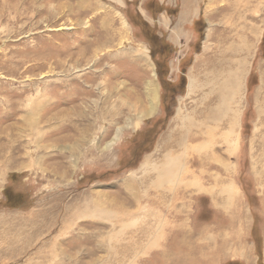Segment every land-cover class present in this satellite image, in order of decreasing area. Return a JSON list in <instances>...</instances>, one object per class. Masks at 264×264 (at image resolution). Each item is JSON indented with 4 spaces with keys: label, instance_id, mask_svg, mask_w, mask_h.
<instances>
[{
    "label": "rangeland",
    "instance_id": "obj_1",
    "mask_svg": "<svg viewBox=\"0 0 264 264\" xmlns=\"http://www.w3.org/2000/svg\"><path fill=\"white\" fill-rule=\"evenodd\" d=\"M0 264H264V0H0Z\"/></svg>",
    "mask_w": 264,
    "mask_h": 264
},
{
    "label": "bare ground",
    "instance_id": "obj_2",
    "mask_svg": "<svg viewBox=\"0 0 264 264\" xmlns=\"http://www.w3.org/2000/svg\"><path fill=\"white\" fill-rule=\"evenodd\" d=\"M221 47V46H220ZM239 65V64H238ZM226 69V68H225ZM233 70V69H232ZM230 71V70H229ZM228 72V71H227ZM210 73V72H209ZM222 73V72H221ZM224 73V72H223ZM230 73V72H229ZM219 75H220V72H219ZM238 75V74H237ZM223 76V75H222ZM230 76V75H229ZM225 77V76H224ZM233 77L235 78V77H237L236 75H233ZM232 78V77H231ZM208 79V78H207ZM226 79V78H225ZM231 80V79H230ZM229 80V81H230ZM235 80V79H234ZM205 81V80H204ZM227 82V81H226ZM235 82V81H234ZM204 83V82H203ZM217 83V82H216ZM150 84V83H149ZM205 84V83H204ZM194 80L193 79H189L188 80V85H187V87H188V89L190 90V91H192L193 90V88H194ZM197 87V86H196ZM214 87V86H213ZM198 88V87H197ZM154 89V88H153ZM188 89H187V91H188ZM208 89V88H207ZM225 88H223V90H224ZM232 90H235V91H232V94H229V99H226V102H223V103H225L224 105H228L229 103H230V101H231V98L233 97V96H235L236 95V93L238 92L237 91V89H236V86H234V87H232ZM148 92L149 93H152V90H150V88L148 89ZM154 92V91H153ZM195 92V91H194ZM223 93V92H222ZM221 94V93H220ZM152 95V94H151ZM218 95V93L216 94V96ZM225 95V94H224ZM218 97V96H217ZM222 98H223V96H222ZM221 98V99H222ZM234 101V100H233ZM207 102V101H206ZM222 103V102H221ZM200 104V103H199ZM230 111V110H229ZM236 111V110H235ZM27 112V111H26ZM219 112V111H218ZM225 113V112H224ZM223 113V114H224ZM235 113V112H234ZM219 114V113H218ZM179 116V115H178ZM225 118V117H224ZM230 120H231V118H230ZM227 121V120H226ZM235 119L233 118V116H232V120H231V122L229 123L230 124V130H229V134L230 135H232L233 134V131H234V128H235V125H236V123H235ZM228 122H229V120H228ZM180 123V122H179ZM223 130V129H222ZM225 133V132H224ZM223 133V134H224ZM223 137V136H222ZM115 141L116 140H114V141H112L111 143H109V144H107V146H106V148L107 147H109V146H111V145H113L114 143H115ZM227 145H229L228 147H233V145H234V142H233V144L232 143H230V142H228L227 141V143H226ZM187 175V174H186ZM192 177V176H191ZM193 182V181H192ZM192 182H190V184H192ZM197 182V181H196ZM155 183H157V181L155 182ZM201 183V182H200ZM197 185V184H196ZM195 185V186H196ZM192 187H193V185H192ZM197 187V186H196ZM221 188V187H220ZM223 188L225 189V191H230V190H233L234 192H235V189H233V184H227V185H223ZM233 191H231L230 193H229V195H232V193H233ZM228 198H230V196H228Z\"/></svg>",
    "mask_w": 264,
    "mask_h": 264
},
{
    "label": "crops",
    "instance_id": "obj_3",
    "mask_svg": "<svg viewBox=\"0 0 264 264\" xmlns=\"http://www.w3.org/2000/svg\"><path fill=\"white\" fill-rule=\"evenodd\" d=\"M210 1V0H209ZM207 2H208V0H207Z\"/></svg>",
    "mask_w": 264,
    "mask_h": 264
}]
</instances>
